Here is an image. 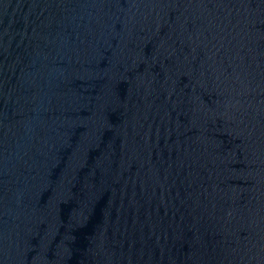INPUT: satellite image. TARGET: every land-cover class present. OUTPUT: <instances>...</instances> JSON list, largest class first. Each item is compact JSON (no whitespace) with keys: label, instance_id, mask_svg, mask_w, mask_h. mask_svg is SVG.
Instances as JSON below:
<instances>
[{"label":"water","instance_id":"95a60500","mask_svg":"<svg viewBox=\"0 0 264 264\" xmlns=\"http://www.w3.org/2000/svg\"><path fill=\"white\" fill-rule=\"evenodd\" d=\"M0 264H264V0H0Z\"/></svg>","mask_w":264,"mask_h":264}]
</instances>
